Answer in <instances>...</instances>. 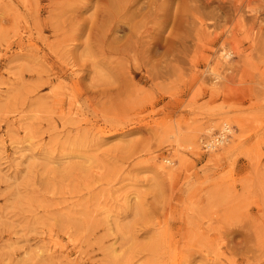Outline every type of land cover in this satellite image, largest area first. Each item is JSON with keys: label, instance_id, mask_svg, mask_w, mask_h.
<instances>
[{"label": "rangeland", "instance_id": "1", "mask_svg": "<svg viewBox=\"0 0 264 264\" xmlns=\"http://www.w3.org/2000/svg\"><path fill=\"white\" fill-rule=\"evenodd\" d=\"M121 7L0 0V264H264V0Z\"/></svg>", "mask_w": 264, "mask_h": 264}, {"label": "built area", "instance_id": "2", "mask_svg": "<svg viewBox=\"0 0 264 264\" xmlns=\"http://www.w3.org/2000/svg\"><path fill=\"white\" fill-rule=\"evenodd\" d=\"M225 127V126H223ZM226 130H221L220 132H218L208 143V141L206 142H203L202 143V147L205 151H210V150H213L217 147H220L221 145H223L226 140H227V137L229 136V130H228V127L226 126L225 127Z\"/></svg>", "mask_w": 264, "mask_h": 264}, {"label": "bare ground", "instance_id": "3", "mask_svg": "<svg viewBox=\"0 0 264 264\" xmlns=\"http://www.w3.org/2000/svg\"><path fill=\"white\" fill-rule=\"evenodd\" d=\"M137 0H121V2H122V7L120 8V11H123V10H125V6H127V4L128 5H131L132 7H133V4L136 2ZM125 5V6H124ZM128 11V9H126V11L125 12H127ZM126 15V14H125ZM82 25V24H81ZM77 30H78V32L79 33H81L82 31H83V26H80V27H78L77 28ZM119 30H123V28L122 27H120L119 28ZM77 35V34H76ZM77 38H79V37H77ZM223 57L225 58V59H228L229 57H230V53H228L227 51L223 54ZM223 126H227L226 124H224ZM225 127H222V129L223 130H226V128ZM221 129V130H222ZM220 130V131H221ZM219 131V132H220ZM210 141H212V140H210ZM210 141H208V143L210 142ZM207 142V141H206Z\"/></svg>", "mask_w": 264, "mask_h": 264}]
</instances>
